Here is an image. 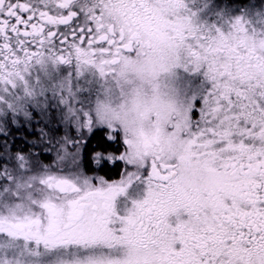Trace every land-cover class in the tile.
<instances>
[{"label":"snow or ice","instance_id":"snow-or-ice-1","mask_svg":"<svg viewBox=\"0 0 264 264\" xmlns=\"http://www.w3.org/2000/svg\"><path fill=\"white\" fill-rule=\"evenodd\" d=\"M0 137V264H264V0H0Z\"/></svg>","mask_w":264,"mask_h":264},{"label":"flooded vegetation","instance_id":"flooded-vegetation-1","mask_svg":"<svg viewBox=\"0 0 264 264\" xmlns=\"http://www.w3.org/2000/svg\"><path fill=\"white\" fill-rule=\"evenodd\" d=\"M63 132H64V126L61 125L60 126V129L56 133V135L57 136L63 135ZM71 134L74 135L75 134L74 131ZM11 135H12V133L8 136V141H7L8 142V145H9V152H8L7 159L9 160V163L10 164L8 166L10 168L14 164V159H12V157H14V155H15V153L17 151L15 149V152H12V149H10V144H19L22 148H26V149H29V150H33L32 151V154H35V153H37V152L40 151L39 148H32L31 147V141L35 139L34 137H29V143H22V142H20L19 134H16V138H15L16 141L15 140H11L13 138V135L12 136ZM0 143H3V138L2 137H0ZM95 145H96V140L93 139V140H91V142H90V144L88 146L91 149V148L95 147ZM19 151L22 152L25 155H28V153H25L24 150H19ZM121 151H122V149H121ZM41 158H42L43 162L46 163V164L47 163H52L53 160H54V158H55V152H51V153L45 152V153H43V155L41 156ZM111 170H113V172H111ZM122 171H123L122 164H118L117 166L110 167V168H106L100 174L105 175V178L106 179H109V180H118L119 177H120V173ZM90 174H92V173H90Z\"/></svg>","mask_w":264,"mask_h":264},{"label":"trees","instance_id":"trees-1","mask_svg":"<svg viewBox=\"0 0 264 264\" xmlns=\"http://www.w3.org/2000/svg\"><path fill=\"white\" fill-rule=\"evenodd\" d=\"M219 2V0H218ZM226 2L232 7L236 8L237 10H242L250 5V0H226ZM33 151V150H31ZM9 152V148H8ZM12 152H15V149L12 148ZM42 159V158H41ZM43 161V160H42ZM113 172V170H111Z\"/></svg>","mask_w":264,"mask_h":264},{"label":"rangeland","instance_id":"rangeland-1","mask_svg":"<svg viewBox=\"0 0 264 264\" xmlns=\"http://www.w3.org/2000/svg\"><path fill=\"white\" fill-rule=\"evenodd\" d=\"M233 9H235L237 12H239V10H237L236 8H233ZM12 135H13V138L11 139V140H15V138H16V133H12ZM11 135V136H12ZM16 141V140H15ZM12 148H14V149H16L17 151H19V150H24V152L25 153H32V151L31 150H29V149H26V148H22L19 144H10V149H12ZM16 151V152H17Z\"/></svg>","mask_w":264,"mask_h":264}]
</instances>
